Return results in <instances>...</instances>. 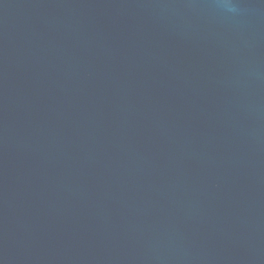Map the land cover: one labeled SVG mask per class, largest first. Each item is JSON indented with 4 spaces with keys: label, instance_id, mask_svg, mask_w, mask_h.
<instances>
[{
    "label": "water",
    "instance_id": "95a60500",
    "mask_svg": "<svg viewBox=\"0 0 264 264\" xmlns=\"http://www.w3.org/2000/svg\"><path fill=\"white\" fill-rule=\"evenodd\" d=\"M225 3L0 0V264H264V0Z\"/></svg>",
    "mask_w": 264,
    "mask_h": 264
},
{
    "label": "clouds",
    "instance_id": "9594fccd",
    "mask_svg": "<svg viewBox=\"0 0 264 264\" xmlns=\"http://www.w3.org/2000/svg\"><path fill=\"white\" fill-rule=\"evenodd\" d=\"M227 3H228V0H227ZM227 3H225V4L227 5ZM229 10H234V9L230 8Z\"/></svg>",
    "mask_w": 264,
    "mask_h": 264
}]
</instances>
